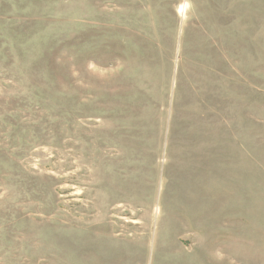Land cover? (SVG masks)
<instances>
[{"label":"rangeland","instance_id":"rangeland-1","mask_svg":"<svg viewBox=\"0 0 264 264\" xmlns=\"http://www.w3.org/2000/svg\"><path fill=\"white\" fill-rule=\"evenodd\" d=\"M0 264H264V0H0Z\"/></svg>","mask_w":264,"mask_h":264}]
</instances>
